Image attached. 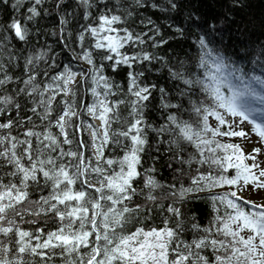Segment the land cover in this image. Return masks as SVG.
<instances>
[{
  "label": "snow or ice",
  "instance_id": "6c2138e0",
  "mask_svg": "<svg viewBox=\"0 0 264 264\" xmlns=\"http://www.w3.org/2000/svg\"><path fill=\"white\" fill-rule=\"evenodd\" d=\"M244 6L0 0V264H264Z\"/></svg>",
  "mask_w": 264,
  "mask_h": 264
},
{
  "label": "trees",
  "instance_id": "16d2710c",
  "mask_svg": "<svg viewBox=\"0 0 264 264\" xmlns=\"http://www.w3.org/2000/svg\"><path fill=\"white\" fill-rule=\"evenodd\" d=\"M244 7L238 8L236 21L240 28H246L247 33L253 38L264 40V0H242ZM221 10V9H217ZM198 211L207 219L210 211L207 204L197 202Z\"/></svg>",
  "mask_w": 264,
  "mask_h": 264
},
{
  "label": "rangeland",
  "instance_id": "374dc122",
  "mask_svg": "<svg viewBox=\"0 0 264 264\" xmlns=\"http://www.w3.org/2000/svg\"><path fill=\"white\" fill-rule=\"evenodd\" d=\"M246 129H250L251 125L245 122ZM254 198L257 200V202H260L261 197L259 195H255Z\"/></svg>",
  "mask_w": 264,
  "mask_h": 264
}]
</instances>
